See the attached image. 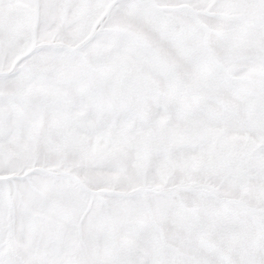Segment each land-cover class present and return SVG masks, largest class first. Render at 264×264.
<instances>
[{
    "label": "snow or ice",
    "instance_id": "obj_1",
    "mask_svg": "<svg viewBox=\"0 0 264 264\" xmlns=\"http://www.w3.org/2000/svg\"><path fill=\"white\" fill-rule=\"evenodd\" d=\"M0 264H264V0H0Z\"/></svg>",
    "mask_w": 264,
    "mask_h": 264
}]
</instances>
